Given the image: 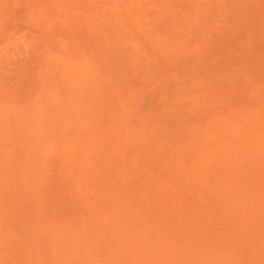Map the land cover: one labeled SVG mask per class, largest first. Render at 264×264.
<instances>
[{
  "label": "rangeland",
  "instance_id": "obj_1",
  "mask_svg": "<svg viewBox=\"0 0 264 264\" xmlns=\"http://www.w3.org/2000/svg\"><path fill=\"white\" fill-rule=\"evenodd\" d=\"M0 264H264V0H0Z\"/></svg>",
  "mask_w": 264,
  "mask_h": 264
}]
</instances>
